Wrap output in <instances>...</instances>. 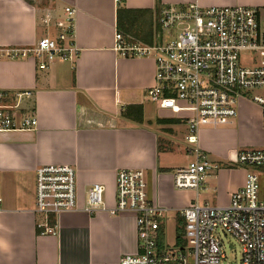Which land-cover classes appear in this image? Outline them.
Wrapping results in <instances>:
<instances>
[{"label":"crops","instance_id":"0c3cea01","mask_svg":"<svg viewBox=\"0 0 264 264\" xmlns=\"http://www.w3.org/2000/svg\"><path fill=\"white\" fill-rule=\"evenodd\" d=\"M192 4L255 8L264 34V0H0V105L13 107L16 120L36 117L32 129L0 132V264H118L122 255L136 253L133 214L82 211L93 184L104 186L105 206L113 207L119 170H142L148 198L164 210L159 249H169L172 230L170 249L183 246L176 230L183 233L181 211L189 204L226 207L244 185L246 168L234 162L239 150L264 148L260 109L240 100L232 123L200 128L197 145L216 169L197 192L175 190L172 174L181 167L173 153L187 148L175 128L185 124H161L178 119L147 104L153 59L114 50L115 33L130 44H153L160 8ZM67 7L75 10V59L52 60L41 69L38 58L5 54L32 48L51 31L56 36ZM129 107L139 109L141 123L122 116ZM42 166H69L76 173L78 210L57 217L54 235L41 236L35 226V171Z\"/></svg>","mask_w":264,"mask_h":264},{"label":"built area","instance_id":"2783aa9c","mask_svg":"<svg viewBox=\"0 0 264 264\" xmlns=\"http://www.w3.org/2000/svg\"><path fill=\"white\" fill-rule=\"evenodd\" d=\"M64 12L65 24L58 25L55 38H42L32 48L6 49L5 54L10 58H38L41 69L54 59H75V10L67 7ZM256 14L255 8L240 6L167 5L156 15L153 44H130L115 33L114 50L120 56L153 59L154 82L147 90V98L186 126V152L193 159L173 172L175 190L197 192L216 169L197 145L200 128L232 123L240 100L256 105L264 121V34ZM21 95L29 94L19 93L17 97ZM12 109L0 105V132L34 128L36 117L16 120ZM234 163L246 168L244 185L231 193L226 207L193 201L184 208L182 247L158 248L164 210L148 198L142 170L117 172L111 208L105 206L104 186H90L82 211L135 216L137 252L122 255L118 264H220L224 247L216 234L218 229L237 240L241 264H264V148L239 150ZM77 210L75 170L69 166L37 168L34 213L38 216L35 226L39 235H54L57 217Z\"/></svg>","mask_w":264,"mask_h":264},{"label":"rangeland","instance_id":"374dc122","mask_svg":"<svg viewBox=\"0 0 264 264\" xmlns=\"http://www.w3.org/2000/svg\"><path fill=\"white\" fill-rule=\"evenodd\" d=\"M51 32L54 33V35L53 36H49L48 37L49 39L55 38V32L54 31H51ZM243 59L247 60V57L243 58ZM54 60H57V59H54ZM67 62H71V61H67ZM147 104H149V107L154 109L155 106H154L153 103L148 101ZM154 113H155V109H154ZM183 127L184 126L181 125V126H178V128H175V129L178 130V131H181V134L184 137L185 136L186 126L184 128ZM173 154H174L173 155L174 162H176L178 167H181V168L186 167L188 165V163L192 160L191 155H189L186 152V149H185V152L183 150H180L179 152H175ZM236 166H239V165H236ZM259 178H260L259 194H260V197H261L262 196V189H263V180H262L263 177L260 176ZM199 204L203 205V203H199ZM176 231L179 232L180 230H176ZM216 234L219 237V239L221 240V242L223 244V247H224V258H222L220 260V264H241V247L238 244L237 240L234 237H232L231 235H229V234H227L224 231H221L219 229L216 230ZM182 236H183V233H182ZM172 237H175L174 230H172L170 232V236L168 237V241H169L168 246H170L169 249L171 248V246H173L172 242H170ZM180 244L181 245L185 244L183 238L180 240Z\"/></svg>","mask_w":264,"mask_h":264},{"label":"trees","instance_id":"16d2710c","mask_svg":"<svg viewBox=\"0 0 264 264\" xmlns=\"http://www.w3.org/2000/svg\"><path fill=\"white\" fill-rule=\"evenodd\" d=\"M129 21V20H128ZM132 21H129L128 23L125 24V30L128 31L130 33V31H132ZM146 42L145 43H151V33L149 35V37L147 39H145ZM122 116L127 118V119H134L135 121L137 122H140L141 123V113L139 111V109H136V108H132V107H129L128 109H126L125 111L122 112ZM181 123V121L179 120H167V121H164V122H160L158 121V123H161V124H164V123ZM159 232V231H158ZM159 235V233H158ZM182 235V232H178L177 234V244L180 243V237ZM157 241H158V238H157Z\"/></svg>","mask_w":264,"mask_h":264}]
</instances>
